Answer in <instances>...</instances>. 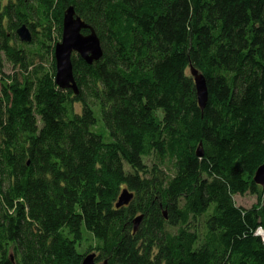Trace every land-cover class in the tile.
I'll return each mask as SVG.
<instances>
[{
  "label": "trees",
  "instance_id": "1",
  "mask_svg": "<svg viewBox=\"0 0 264 264\" xmlns=\"http://www.w3.org/2000/svg\"><path fill=\"white\" fill-rule=\"evenodd\" d=\"M70 4L102 47L71 56L77 94L55 81ZM0 73V264H264V0H0Z\"/></svg>",
  "mask_w": 264,
  "mask_h": 264
},
{
  "label": "water",
  "instance_id": "2",
  "mask_svg": "<svg viewBox=\"0 0 264 264\" xmlns=\"http://www.w3.org/2000/svg\"><path fill=\"white\" fill-rule=\"evenodd\" d=\"M88 29V33H83L82 30ZM17 35L21 41L30 42L32 34L26 24H22L16 29ZM78 53L88 64L98 60L102 56V47L100 39L95 30L86 23L75 9L70 6L64 12L62 23V38L55 43V81L61 88H71L74 94L78 93V86L73 75V66L71 56L72 53ZM190 73L195 82L196 94L198 103L201 109L204 108L208 99V90L205 77L192 64H190ZM198 155L202 152L198 151ZM255 183L264 186V162L256 169L253 177ZM134 197V193L124 187L120 191L116 207L128 204ZM143 215L136 216L133 220V231L138 229ZM81 264H107V260L97 261L96 253H86L82 258Z\"/></svg>",
  "mask_w": 264,
  "mask_h": 264
},
{
  "label": "rangeland",
  "instance_id": "3",
  "mask_svg": "<svg viewBox=\"0 0 264 264\" xmlns=\"http://www.w3.org/2000/svg\"><path fill=\"white\" fill-rule=\"evenodd\" d=\"M3 56H4V54H3ZM12 67H13L12 64L9 63L3 57V67H2V71L5 72V73H10L11 74L12 71H13V68ZM77 109L79 110V107H77ZM234 200H235L236 204H238V205L245 206V207H249L253 203L257 202V194H252V193H249V192H246L244 194H235L234 195ZM262 201L264 203V197H263ZM83 235H84L83 240L81 242H79L78 245H77V247H76L77 250L80 251V252H85L89 247H91L90 244L94 245V240H93V238H92V236H91L90 233L84 231L83 232ZM90 252H95L96 253L95 250H92ZM97 261H102V260H97Z\"/></svg>",
  "mask_w": 264,
  "mask_h": 264
},
{
  "label": "built area",
  "instance_id": "4",
  "mask_svg": "<svg viewBox=\"0 0 264 264\" xmlns=\"http://www.w3.org/2000/svg\"><path fill=\"white\" fill-rule=\"evenodd\" d=\"M255 233L264 237V229L261 226L257 227Z\"/></svg>",
  "mask_w": 264,
  "mask_h": 264
},
{
  "label": "bare ground",
  "instance_id": "5",
  "mask_svg": "<svg viewBox=\"0 0 264 264\" xmlns=\"http://www.w3.org/2000/svg\"><path fill=\"white\" fill-rule=\"evenodd\" d=\"M70 6H72L73 7V5L72 4H70V5H68L67 7H66V9L68 8V7H70ZM74 8V7H73ZM66 9L64 10V12L66 11ZM83 31V30H82ZM84 33V32H83ZM52 37H53V39L55 38V40H56V38H57V35L54 33L53 35H52ZM61 38H62V34H61ZM61 38L58 40V41H60L61 40ZM74 53H76V52H74ZM76 54H78V53H76ZM72 55H73V53H72ZM94 62V61H93ZM92 62V63H93Z\"/></svg>",
  "mask_w": 264,
  "mask_h": 264
}]
</instances>
